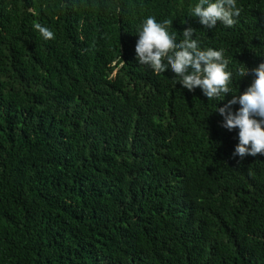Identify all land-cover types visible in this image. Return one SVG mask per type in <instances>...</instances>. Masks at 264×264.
Returning <instances> with one entry per match:
<instances>
[{
	"label": "trees",
	"instance_id": "obj_1",
	"mask_svg": "<svg viewBox=\"0 0 264 264\" xmlns=\"http://www.w3.org/2000/svg\"><path fill=\"white\" fill-rule=\"evenodd\" d=\"M198 2L0 0V264H264V155L234 157L216 110L254 74L209 101L137 59L153 16L264 63V0L215 29Z\"/></svg>",
	"mask_w": 264,
	"mask_h": 264
},
{
	"label": "clouds",
	"instance_id": "obj_2",
	"mask_svg": "<svg viewBox=\"0 0 264 264\" xmlns=\"http://www.w3.org/2000/svg\"><path fill=\"white\" fill-rule=\"evenodd\" d=\"M243 12L237 0H199L191 7V17L199 18L206 29H215L217 23L226 28L234 27ZM172 21L157 22L153 16L147 17L138 31L136 44L140 65L150 67L155 74L164 73L170 66L175 79L184 88L194 91L200 88L209 101L223 100L233 93L232 85L236 76L240 78L254 74L252 84L240 95H235L223 107L216 109L223 117L222 127L228 131L239 129V143L233 156L264 155V63L251 70L243 66L229 70L230 58L225 49L202 48L199 38L193 39L196 29L188 27L177 40L175 32H169ZM45 40L55 38L53 31L39 23L34 25ZM241 107L235 113L232 106Z\"/></svg>",
	"mask_w": 264,
	"mask_h": 264
}]
</instances>
